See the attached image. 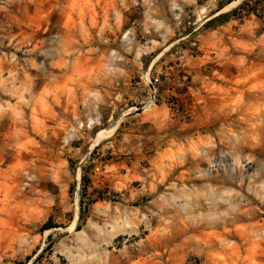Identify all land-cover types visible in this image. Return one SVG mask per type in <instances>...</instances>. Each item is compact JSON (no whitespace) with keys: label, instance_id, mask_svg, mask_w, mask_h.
Returning a JSON list of instances; mask_svg holds the SVG:
<instances>
[{"label":"rangeland","instance_id":"rangeland-1","mask_svg":"<svg viewBox=\"0 0 264 264\" xmlns=\"http://www.w3.org/2000/svg\"><path fill=\"white\" fill-rule=\"evenodd\" d=\"M18 262L264 264V0H0Z\"/></svg>","mask_w":264,"mask_h":264},{"label":"trees","instance_id":"trees-1","mask_svg":"<svg viewBox=\"0 0 264 264\" xmlns=\"http://www.w3.org/2000/svg\"><path fill=\"white\" fill-rule=\"evenodd\" d=\"M51 221L49 220L47 223L44 224V228L51 227ZM17 264H25L24 262H18ZM33 264V263H31Z\"/></svg>","mask_w":264,"mask_h":264},{"label":"bare ground","instance_id":"bare-ground-1","mask_svg":"<svg viewBox=\"0 0 264 264\" xmlns=\"http://www.w3.org/2000/svg\"><path fill=\"white\" fill-rule=\"evenodd\" d=\"M89 123H90V124L95 123V120L92 119V118H89ZM78 176H79V175L77 174V178H76V180H78Z\"/></svg>","mask_w":264,"mask_h":264},{"label":"built area","instance_id":"built-area-1","mask_svg":"<svg viewBox=\"0 0 264 264\" xmlns=\"http://www.w3.org/2000/svg\"><path fill=\"white\" fill-rule=\"evenodd\" d=\"M94 171H99V166H95Z\"/></svg>","mask_w":264,"mask_h":264}]
</instances>
